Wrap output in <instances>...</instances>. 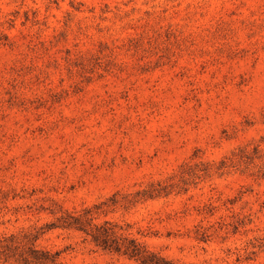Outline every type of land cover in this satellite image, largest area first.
<instances>
[{
	"label": "rangeland",
	"instance_id": "1",
	"mask_svg": "<svg viewBox=\"0 0 264 264\" xmlns=\"http://www.w3.org/2000/svg\"><path fill=\"white\" fill-rule=\"evenodd\" d=\"M93 206L180 264H264V0H0V264H138L48 227Z\"/></svg>",
	"mask_w": 264,
	"mask_h": 264
},
{
	"label": "trees",
	"instance_id": "2",
	"mask_svg": "<svg viewBox=\"0 0 264 264\" xmlns=\"http://www.w3.org/2000/svg\"><path fill=\"white\" fill-rule=\"evenodd\" d=\"M146 196H153V191L146 190ZM97 206L83 208L80 212H64L55 222L48 227H60L63 229H74L89 239L93 246L110 253L122 255L133 259L138 264H180L167 259L157 252L151 251L131 235L122 232V227L112 221L103 220L95 222V211ZM56 253L52 254L45 250L30 247L28 254L22 258L24 264H59Z\"/></svg>",
	"mask_w": 264,
	"mask_h": 264
}]
</instances>
